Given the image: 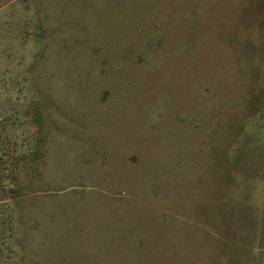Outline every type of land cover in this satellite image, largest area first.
I'll list each match as a JSON object with an SVG mask.
<instances>
[{
	"label": "rangeland",
	"instance_id": "374dc122",
	"mask_svg": "<svg viewBox=\"0 0 264 264\" xmlns=\"http://www.w3.org/2000/svg\"><path fill=\"white\" fill-rule=\"evenodd\" d=\"M0 264H264V0H0Z\"/></svg>",
	"mask_w": 264,
	"mask_h": 264
}]
</instances>
